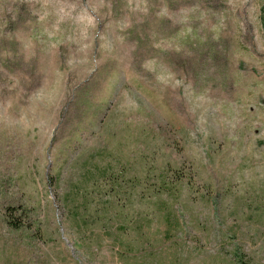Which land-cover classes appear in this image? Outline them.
<instances>
[{"label": "rangeland", "instance_id": "374dc122", "mask_svg": "<svg viewBox=\"0 0 264 264\" xmlns=\"http://www.w3.org/2000/svg\"><path fill=\"white\" fill-rule=\"evenodd\" d=\"M264 264V0H0V264Z\"/></svg>", "mask_w": 264, "mask_h": 264}, {"label": "trees", "instance_id": "16d2710c", "mask_svg": "<svg viewBox=\"0 0 264 264\" xmlns=\"http://www.w3.org/2000/svg\"><path fill=\"white\" fill-rule=\"evenodd\" d=\"M239 261H240V264H249L248 262H246L245 260H243L241 257H239Z\"/></svg>", "mask_w": 264, "mask_h": 264}]
</instances>
